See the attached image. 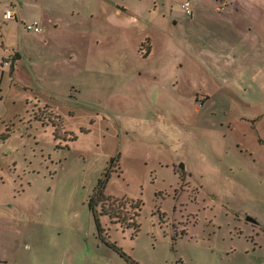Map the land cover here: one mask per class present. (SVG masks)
Masks as SVG:
<instances>
[{"label":"rangeland","instance_id":"obj_1","mask_svg":"<svg viewBox=\"0 0 264 264\" xmlns=\"http://www.w3.org/2000/svg\"><path fill=\"white\" fill-rule=\"evenodd\" d=\"M183 1L0 0V264H264V0Z\"/></svg>","mask_w":264,"mask_h":264},{"label":"trees","instance_id":"obj_2","mask_svg":"<svg viewBox=\"0 0 264 264\" xmlns=\"http://www.w3.org/2000/svg\"><path fill=\"white\" fill-rule=\"evenodd\" d=\"M103 185H104V181H99V186H100V188H99V192H98V194H97L99 198H102V197H103L102 193L100 192L101 187H102ZM96 202H97V201H96ZM96 202H95L94 199H91V201H89V206L92 207V205H95ZM110 211H111V213H109V214H111V216H113V217H117V215H119L115 209H111ZM134 214L137 215L136 213H134ZM122 219H123V220L128 219V220H129V222H128V226H132V227L136 228V223H135V219L133 218V216H130V217H128V218L125 217V218H122ZM112 247H113L116 251H118V253H119L120 256L124 259V261H125L126 264H138V263L134 262L133 260H131L128 256H126L122 251H120L119 249H117L115 246H112Z\"/></svg>","mask_w":264,"mask_h":264},{"label":"built area","instance_id":"obj_3","mask_svg":"<svg viewBox=\"0 0 264 264\" xmlns=\"http://www.w3.org/2000/svg\"><path fill=\"white\" fill-rule=\"evenodd\" d=\"M181 6L185 10L184 12H186L187 15L191 14L190 2L188 0L183 1ZM4 17L6 19L12 18L13 17L12 10H10V9L5 10L4 11ZM25 28L27 30H30V31L35 32L37 34H39L41 32V27H40V25H39V23L37 21H32L30 23L25 24Z\"/></svg>","mask_w":264,"mask_h":264},{"label":"crops","instance_id":"obj_4","mask_svg":"<svg viewBox=\"0 0 264 264\" xmlns=\"http://www.w3.org/2000/svg\"><path fill=\"white\" fill-rule=\"evenodd\" d=\"M224 2H225V1H224ZM7 9L12 10V12H13V17L10 18V19H6V18L4 17V19H6V20H15V21H17L18 18L20 17V13H19V11H18L17 9L4 8V10H3L2 12H4V11L7 10ZM3 15H4V13H3ZM44 18H45V19L48 18L47 14H44ZM32 21H37V22L39 23V25L42 26V24L40 23V19H39V20H37V19H32ZM32 21H29V23L32 22ZM27 22H28V21H27ZM252 223H254V222H252Z\"/></svg>","mask_w":264,"mask_h":264},{"label":"water","instance_id":"obj_5","mask_svg":"<svg viewBox=\"0 0 264 264\" xmlns=\"http://www.w3.org/2000/svg\"><path fill=\"white\" fill-rule=\"evenodd\" d=\"M246 220L250 221V222H254V220H252L251 218H247Z\"/></svg>","mask_w":264,"mask_h":264}]
</instances>
